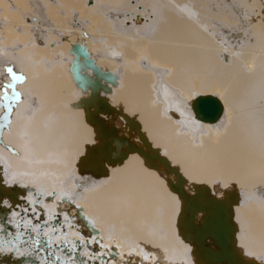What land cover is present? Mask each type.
<instances>
[{"label":"bare ground","instance_id":"1","mask_svg":"<svg viewBox=\"0 0 264 264\" xmlns=\"http://www.w3.org/2000/svg\"><path fill=\"white\" fill-rule=\"evenodd\" d=\"M196 1L0 0V264H264V4Z\"/></svg>","mask_w":264,"mask_h":264},{"label":"water","instance_id":"2","mask_svg":"<svg viewBox=\"0 0 264 264\" xmlns=\"http://www.w3.org/2000/svg\"><path fill=\"white\" fill-rule=\"evenodd\" d=\"M75 60V58H74ZM78 61L81 63L80 67L84 69V71H90L94 80H97L96 82L92 81L90 82L89 86H96L95 88L99 90L98 98L99 99H92L91 98V89L89 88L86 93L89 94V96L82 101L86 102L89 101L92 104L87 105L90 107V114L97 115V118L100 122L103 121L101 116H105L107 114H112L116 116L114 109L103 100L101 93H105L103 88L105 85L102 83L108 84L109 82H106L105 73L101 72L98 68L95 69V71L92 70V68L88 65L90 63L88 57L86 59V56L80 55L78 57ZM81 68V69H82ZM84 71L81 70L80 75L84 76ZM191 109L194 115V118L205 124H215L219 121V119L222 116L223 113V106L219 99H217L214 96L206 95V96H198L196 97L192 104ZM103 127H105L102 124ZM112 128V127H111ZM113 129V128H112ZM114 134H117V131L114 130ZM115 142H117L114 139ZM118 146L121 144L118 143ZM130 145H127V149ZM121 147V146H120ZM14 190V189H13ZM2 192H0L1 195ZM11 198L14 196H10ZM0 212H2L0 208ZM217 219L212 223V235L214 236L215 241L219 245L221 252L225 256V260L227 261H233V258L231 254L228 252V247L231 243V230H230V224L228 221V217L223 213L221 209L217 210ZM195 236L191 235V238H194ZM195 239V238H194Z\"/></svg>","mask_w":264,"mask_h":264},{"label":"rangeland","instance_id":"3","mask_svg":"<svg viewBox=\"0 0 264 264\" xmlns=\"http://www.w3.org/2000/svg\"><path fill=\"white\" fill-rule=\"evenodd\" d=\"M215 1V2H214ZM199 0V1H196V2H194L201 10H203V11H205L206 9H208L209 7L210 8H215V7H219V4H223V3H228V2H230V1H232V0ZM233 2H235V3H253V2H255V3H262V4H264V0H233ZM262 10V9H261ZM69 21L67 22V24L69 25ZM59 24H61V23H59ZM84 24L87 26V21H84ZM231 29H229V28H226V27H222V29H221V31L222 32H224L223 33V35H225V36H229V37H231V40H235V39H240V37L241 36H235V35H233L232 34V32H229ZM60 33V34H59ZM58 34L60 35V37H57V34H56V37H57V39H58V43H60V42H64L65 40H66V38H67V35L64 33V32H59ZM84 33V32H83ZM61 44V43H60ZM59 44V45H60ZM69 53H67L66 55H65V59H67V55H68Z\"/></svg>","mask_w":264,"mask_h":264}]
</instances>
